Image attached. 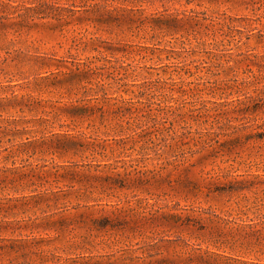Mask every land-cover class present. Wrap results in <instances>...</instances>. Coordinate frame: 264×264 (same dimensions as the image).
<instances>
[{"label":"rangeland","instance_id":"374dc122","mask_svg":"<svg viewBox=\"0 0 264 264\" xmlns=\"http://www.w3.org/2000/svg\"><path fill=\"white\" fill-rule=\"evenodd\" d=\"M260 134L264 0H0V264L264 263Z\"/></svg>","mask_w":264,"mask_h":264},{"label":"trees","instance_id":"16d2710c","mask_svg":"<svg viewBox=\"0 0 264 264\" xmlns=\"http://www.w3.org/2000/svg\"><path fill=\"white\" fill-rule=\"evenodd\" d=\"M264 134H260L259 138H262ZM255 183H250L247 186H236L237 183L231 184L229 186L228 192L237 193L243 191H251V188ZM245 199V204L239 210L246 216L247 222L238 223L237 226L246 230L245 234L239 239L233 242L231 251L236 253L245 254L247 251L259 253V255L264 257V198L254 197L251 201L247 199L246 195L243 196ZM17 240L0 238V254L6 249L5 244L9 243V250L19 249L20 246L17 245ZM187 248L193 250V247L188 243H185ZM157 254H154V256ZM152 256V255H151ZM146 257V256H145ZM227 262L230 264H264L255 262H246L240 258H226ZM163 260L156 259L152 263L147 264H162Z\"/></svg>","mask_w":264,"mask_h":264}]
</instances>
